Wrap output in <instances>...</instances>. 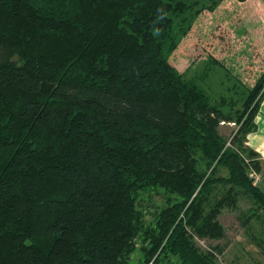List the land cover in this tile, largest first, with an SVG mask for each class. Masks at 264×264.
Masks as SVG:
<instances>
[{"label":"trees","instance_id":"16d2710c","mask_svg":"<svg viewBox=\"0 0 264 264\" xmlns=\"http://www.w3.org/2000/svg\"><path fill=\"white\" fill-rule=\"evenodd\" d=\"M217 1L0 0V264H212L193 237L222 240L225 210L262 220L264 71L227 141L231 115L169 63Z\"/></svg>","mask_w":264,"mask_h":264},{"label":"rangeland","instance_id":"374dc122","mask_svg":"<svg viewBox=\"0 0 264 264\" xmlns=\"http://www.w3.org/2000/svg\"><path fill=\"white\" fill-rule=\"evenodd\" d=\"M243 7L236 0H220L215 5L207 3L169 58V63L181 79L198 86L211 107L215 103L209 101L221 94L219 101L232 118L231 122L223 121L219 126L220 134L227 141L232 139L237 129L235 121L247 89L253 87L264 71V9L253 6L258 17L244 21L246 10ZM225 96L232 101H227ZM261 104L264 110V97ZM257 124H260L258 117ZM259 163V172L250 169L248 178L251 179L250 174L254 172L260 179L259 187L264 189V161L259 160ZM219 170L218 173L226 175L225 170ZM141 199L146 219L152 220L151 214L165 203L166 195H142ZM247 208L249 203L240 205V211ZM238 213L225 210L219 216L225 229L222 240L192 238L200 252L212 256V264H264V217L252 220L249 228H244L237 219ZM186 230L189 234L190 229ZM198 241H202L207 250ZM140 246L141 242L137 239L136 250ZM219 249H222V254ZM141 253L135 251L130 262H141ZM165 264L177 263L171 259Z\"/></svg>","mask_w":264,"mask_h":264},{"label":"crops","instance_id":"0c3cea01","mask_svg":"<svg viewBox=\"0 0 264 264\" xmlns=\"http://www.w3.org/2000/svg\"><path fill=\"white\" fill-rule=\"evenodd\" d=\"M238 5H244L243 8L246 10L245 11L246 16H245L244 21L253 20V19H256L258 17L257 14L255 13L256 8L264 9V0H246L244 3H238ZM249 5H251V6L249 7ZM253 6L256 8L254 9ZM189 83H191V82H189ZM242 85L245 86L246 84H234V86H242ZM220 95L221 94L218 95V98L215 97V98L211 99L209 102L215 103V105H213L212 108H216V109L222 111L224 114L229 115V113L224 112L225 110L222 106V103L219 101ZM226 99H227V101H232V100H229L228 97H226ZM262 104L260 106V110H259V113L257 115V117L259 118L260 124L258 126L257 117H256L255 123L257 125V131L255 133L248 134V136L246 137V143L245 144L247 147H249L252 150H254L255 152H257L260 155L261 160L264 161V114H261L264 112V110L262 109ZM218 132H219V129H218Z\"/></svg>","mask_w":264,"mask_h":264},{"label":"built area","instance_id":"2783aa9c","mask_svg":"<svg viewBox=\"0 0 264 264\" xmlns=\"http://www.w3.org/2000/svg\"><path fill=\"white\" fill-rule=\"evenodd\" d=\"M250 176H251V181L253 185L258 184L259 177L254 172H251ZM198 243L207 250L206 245L202 241H198Z\"/></svg>","mask_w":264,"mask_h":264}]
</instances>
